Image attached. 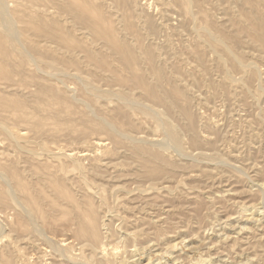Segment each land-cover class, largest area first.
I'll return each instance as SVG.
<instances>
[{
	"label": "rangeland",
	"instance_id": "1",
	"mask_svg": "<svg viewBox=\"0 0 264 264\" xmlns=\"http://www.w3.org/2000/svg\"><path fill=\"white\" fill-rule=\"evenodd\" d=\"M3 2L0 264H264V0Z\"/></svg>",
	"mask_w": 264,
	"mask_h": 264
},
{
	"label": "bare ground",
	"instance_id": "2",
	"mask_svg": "<svg viewBox=\"0 0 264 264\" xmlns=\"http://www.w3.org/2000/svg\"><path fill=\"white\" fill-rule=\"evenodd\" d=\"M195 4V3H194ZM7 8V7H6ZM5 6H4V2H3V0H0V53H2V54H5V57L6 58H9V57H11V53L12 52H15V53H17V54H19V55H21V56H23L24 58H26V55H27V53L25 52V51H22L19 47H18V50L17 49H15V48H11L10 47V50H9V48L7 47V45H6V43L7 42H9V39H11L12 41L14 40H16V38H13L12 37V35H13V33H14V31H15V25H13V23H12V21L11 22H9V21H6V18H5V16L4 15H6V13H5ZM190 8V7H189ZM245 11V10H244ZM244 11H243V13H244ZM6 12H7V10H6ZM242 12V11H241ZM7 14H9V13H7ZM256 14V13H255ZM7 16H9V15H7ZM243 16V15H242ZM256 16V15H255ZM114 18V17H113ZM244 18V17H243ZM261 20V19H260ZM246 21V20H245ZM4 22H6V23H8L9 24V27H11V28H9V32L7 31V29L5 30V31H7V32H5L4 31V29H5V25H4ZM261 22V21H260ZM117 23V22H116ZM215 25V24H214ZM238 25V24H237ZM14 26V27H13ZM240 26V25H239ZM136 27V26H135ZM111 28V27H110ZM127 28V27H126ZM251 28H253V27H251ZM254 29H255V27H254ZM223 29H221V31H219V32H223L222 31ZM110 32H113L112 31V29H110L109 30ZM109 31H107L108 33H109ZM244 31V30H243ZM254 32V31H253ZM108 33H106V34H108ZM176 33V32H175ZM105 34V37H107V35ZM144 34V33H143ZM223 34H224V32H223ZM17 35V34H16ZM113 35V34H112ZM145 35V34H144ZM227 35H229V34H227ZM261 35V34H260ZM259 36V35H258ZM142 37V36H141ZM247 37V36H246ZM136 40V39H135ZM247 40V39H246ZM262 40V39H261ZM13 41V42H14ZM17 41V40H16ZM251 41H253L252 39H251ZM112 42L113 43H111V46L113 47V48H115L116 50H118V51H121L123 54H125L126 53V55H123L124 57L126 56H129L130 54V52H128L127 53V49H129V48H127L126 49V44H125V46L123 45V42H122V46L121 45H119L118 44V42H117V40H114V38L112 39ZM241 42V41H240ZM264 42V41H263ZM12 44V43H11ZM121 44V43H120ZM246 45V44H245ZM12 46H14L13 44H12ZM111 47V48H112ZM199 47H201V46H199ZM171 48V47H170ZM261 48V47H260ZM23 49V48H22ZM201 50H202V48H200ZM9 50V51H8ZM123 50H124V52H125V50H126V52L124 53L123 52ZM139 50V49H138ZM130 51V50H129ZM131 52H132V50H131ZM197 52H199V51H197ZM121 53V54H122ZM133 53V52H132ZM204 54V53H203ZM149 55H150V53H149ZM201 55V54H200ZM224 55V54H223ZM119 56L121 57L122 55H120L119 54ZM131 56V55H130ZM134 56V55H133ZM153 57H154V55H152ZM151 56V57H152ZM199 56V55H198ZM30 57V56H29ZM124 57H123V59H124ZM125 57V58H126ZM152 57V58H153ZM31 58V57H30ZM200 58H201V56H200ZM204 58H205V56H204ZM127 59V58H126ZM229 59V58H228ZM153 60H154V58H153ZM155 60H156V58H155ZM11 61V60H10ZM152 61V60H151ZM199 62H200V60H199ZM8 63V62H7ZM13 63V62H12ZM157 63V62H156ZM101 64V63H100ZM102 64H105V63H102ZM131 64V63H130ZM99 66V65H98ZM102 66V65H101ZM131 66L132 67H134V65H132L131 64ZM153 67H154V65H153ZM155 67H156V64H155ZM98 69H99V67H97ZM103 70L105 69L104 67H101ZM157 68V67H156ZM153 69V68H152ZM151 69V70H152ZM158 69H159V67H158ZM162 69V68H161ZM209 69H210V67H209ZM215 69V68H214ZM157 70V69H156ZM205 70V69H204ZM105 71H107V70H105ZM204 72V71H203ZM157 74V76H156V78H157V81L158 82H161V79H162V77H161V75H160V73H158V72H156ZM58 75V74H57ZM227 75V74H226ZM154 76V75H153ZM163 80V79H162ZM150 84V83H149ZM178 84V83H177ZM157 86V85H156ZM150 87V89H149V93H150V96H154V98H158V96H157V92L156 91H154V88L155 87H153L152 85L151 86H149ZM159 89V88H158ZM146 90H147V87H146ZM155 90H156V88H155ZM262 90V89H261ZM148 91V90H147ZM156 92V93H155ZM148 93V92H147ZM158 93H159V90H158ZM218 93V92H217ZM154 94H156V97H155V95ZM122 95V94H121ZM119 97V96H118ZM119 98H121V96L119 97ZM121 100H122V98H121ZM161 100V99H160ZM85 101V100H84ZM20 102H18V104H19ZM121 103H123V102H121ZM184 103V102H183ZM15 104V103H14ZM16 104H17V102H16ZM22 104V103H21ZM125 105V104H124ZM168 106V105H167ZM21 107V106H20ZM130 107H132V106H130ZM156 108V107H155ZM130 109V108H129ZM187 109H188V106H187ZM188 111V110H187ZM119 113V112H118ZM105 124V123H104ZM107 125V124H106ZM100 128H102V129H106V130H108V131H110V133H111V129L109 128V126H103V125H101L100 126ZM168 131H169V134H170V140L175 144V146L176 145H179V143H180V140H179V137L177 136V134L175 133V131L173 130V129H171L170 127H169V129H168ZM255 131V130H254ZM112 133H114L113 131H112ZM115 134V133H114ZM121 137V136H120ZM160 140V139H159ZM254 141V140H253ZM106 147V146H105ZM176 147H178V146H176ZM135 151H137V153H136V155L137 154H142V155H144L146 158H151V157H154V158H151V159H149V160H152V159H155V156L156 155H158V153H156V152H153V151H142V149H139V150H135ZM133 156H135V154L133 155ZM160 155H158V157H159ZM185 157V156H184ZM142 158V157H141ZM161 159V158H160ZM148 161V160H147ZM246 175V174H245ZM262 186V185H261ZM79 203H80V201H78ZM78 205V203L76 204V206ZM82 205V204H81ZM81 205H79V206H81ZM78 207V206H77ZM79 208V207H78ZM82 208V207H81ZM250 208V207H249ZM247 209V208H246ZM80 210H82V209H80ZM82 212V211H81ZM79 213V212H78ZM91 213V212H90ZM82 214H83V212H82ZM81 214V215H82ZM85 214V213H84ZM89 214V213H88ZM78 216L81 218V216L78 214ZM77 216V217H78ZM84 216V215H83ZM78 217V218H79ZM84 217H88V219H89V221L88 220H85V221H88V223L86 224V225H82V226H80V229L78 230V234H77V237L85 244L84 246H87V247H89V249H91L92 250V252H96L97 250H99V252L102 254H104L105 253V251H106V243L104 242V237H103V235H102V233H101V225H100V222H99V220L97 219V217L96 216H94V215H85ZM84 217H82V218H84ZM90 217V218H89ZM81 220V219H80ZM82 222H84V221H82ZM81 222V223H82ZM80 223V224H81ZM31 224V223H30ZM105 226V225H104ZM114 226V225H113ZM79 228V227H78ZM104 228V227H103ZM114 244V243H113ZM78 246V245H77ZM112 249V248H111ZM118 249H117V247L116 248H114V250H112V251H114V252H116ZM142 251V250H141ZM64 252V251H63ZM140 252V251H139ZM143 252V251H142ZM134 254V253H133ZM126 258V257H125ZM202 258V257H201ZM105 259V258H104ZM117 261H119L118 259H117ZM103 262V261H102ZM113 262V261H112ZM116 262V261H115ZM125 262H127V261H124L123 259H121V261L120 262H118V264H123V263H125ZM105 263V262H104ZM114 263V262H113ZM83 264V263H82ZM88 264V263H87ZM107 264V263H106ZM151 264V263H150ZM200 264H203V263H200Z\"/></svg>",
	"mask_w": 264,
	"mask_h": 264
}]
</instances>
